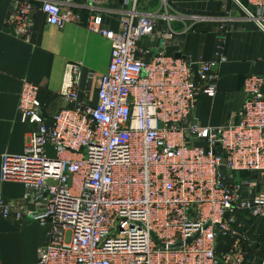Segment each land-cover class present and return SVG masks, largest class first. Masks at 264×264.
Returning a JSON list of instances; mask_svg holds the SVG:
<instances>
[{
  "label": "built area",
  "instance_id": "2783aa9c",
  "mask_svg": "<svg viewBox=\"0 0 264 264\" xmlns=\"http://www.w3.org/2000/svg\"><path fill=\"white\" fill-rule=\"evenodd\" d=\"M87 1L96 9L113 0ZM237 1L264 16V0ZM71 2L45 0L40 11L63 29L73 20ZM139 3L119 32L103 28L99 15L90 25L112 43L95 107L68 77L64 107L48 116L40 86L23 85L18 111L38 130L24 154L4 158L3 180L22 183L26 194L1 202L0 215L50 226L38 264H243L239 248L218 255L216 242L231 232L236 211L264 217V78H247L246 101L228 125L199 126L197 100L216 94L218 63L165 53L147 60L140 43L154 36L159 14L143 13ZM17 7L12 29L29 38L37 7L25 0ZM244 174L252 179H237Z\"/></svg>",
  "mask_w": 264,
  "mask_h": 264
},
{
  "label": "crops",
  "instance_id": "0c3cea01",
  "mask_svg": "<svg viewBox=\"0 0 264 264\" xmlns=\"http://www.w3.org/2000/svg\"><path fill=\"white\" fill-rule=\"evenodd\" d=\"M17 1L0 0V203L22 200L26 194L22 183L3 180L4 158L24 154L38 130V125L23 122L18 111L25 82L40 86L38 99L48 116L64 107L60 92L68 77L78 81L80 100L95 107L99 81L111 63L112 43L93 33L90 25L99 15L103 28L119 32L122 17L134 5V0H113L95 9L87 0H73L67 5L73 20L60 29L49 25L40 11L45 0H25L37 12L32 17L31 35L24 38L15 35L11 25L17 17ZM139 10L159 14L154 36L140 43L150 52L147 60L165 53L193 63H218L216 94H200L194 118L204 128L228 125L246 101L247 78H264V16L252 19L235 0H140ZM237 179L252 177L244 174ZM253 179L263 183L260 177ZM260 189L258 185L257 192ZM22 225L27 227L22 229ZM50 230L49 225L33 220L0 215V264H38L39 249L48 244ZM236 248L243 255V264H264V217L247 210L235 212L231 232L217 237L216 252L227 255Z\"/></svg>",
  "mask_w": 264,
  "mask_h": 264
},
{
  "label": "water",
  "instance_id": "95a60500",
  "mask_svg": "<svg viewBox=\"0 0 264 264\" xmlns=\"http://www.w3.org/2000/svg\"><path fill=\"white\" fill-rule=\"evenodd\" d=\"M235 2H237L238 3V5L252 18V19H255L256 20V18L255 17H253L248 11H247V9H245L237 0H235ZM257 22L262 26V24L260 23V21H258L257 20ZM263 27V26H262Z\"/></svg>",
  "mask_w": 264,
  "mask_h": 264
},
{
  "label": "rangeland",
  "instance_id": "374dc122",
  "mask_svg": "<svg viewBox=\"0 0 264 264\" xmlns=\"http://www.w3.org/2000/svg\"><path fill=\"white\" fill-rule=\"evenodd\" d=\"M49 152H50V156H51V157H54V156H55L54 153H53L52 151H49ZM26 227H27L26 225H22V226H21L22 229H25ZM34 240L36 241V238H34Z\"/></svg>",
  "mask_w": 264,
  "mask_h": 264
}]
</instances>
